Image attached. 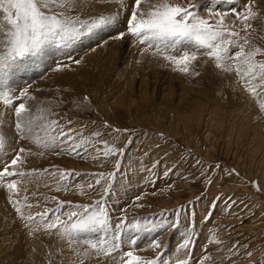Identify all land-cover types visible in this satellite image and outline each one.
<instances>
[{"label":"rangeland","instance_id":"374dc122","mask_svg":"<svg viewBox=\"0 0 264 264\" xmlns=\"http://www.w3.org/2000/svg\"><path fill=\"white\" fill-rule=\"evenodd\" d=\"M171 2L194 3L199 15L213 23L215 13H227L225 23L244 35L231 9L242 12L249 0ZM134 4L135 0H124V6L119 0H79L71 15L87 20L119 12L118 22L82 36L71 48H46L52 52L47 65L15 68L36 69L31 78V71L25 77L14 73L15 82L8 86L17 96L27 89L28 96L14 104L25 103L26 116L35 122L32 137L13 138L14 107L0 102V129L6 133L0 164L10 162L20 148L26 150L19 169L25 175L0 181V264H79L85 246L70 247L58 228L44 227L53 213L43 219L36 214L54 209L60 201L65 206L55 215L67 220L65 213L82 211L69 205L92 204L102 195L113 225L120 217L127 218L126 227L145 221L166 224L136 234L135 246L126 242L109 256L93 253L84 264H119L129 250L143 259L159 253L170 264L178 259L187 264H264V91L250 93L234 67L231 72L218 69L202 51L188 65L189 71H181L183 65L166 60L127 33ZM142 7L147 10L149 5ZM253 7L258 18L249 21L250 45L264 50V0H254ZM238 50L233 47L231 52ZM184 51L195 49L181 46L170 54ZM32 60L24 61L32 65ZM53 120L58 126L52 134L62 127L71 129L73 143L88 141L78 153L34 142L44 137V126ZM105 141L122 148L123 154L104 158ZM97 150L100 158L94 159ZM58 170L82 175H73L66 188L60 183L57 190ZM96 172L105 178L88 189L95 178L85 174ZM12 179L19 182L16 192L5 186ZM104 187H110L108 195ZM153 239L160 248L150 246ZM185 239L191 243L180 249Z\"/></svg>","mask_w":264,"mask_h":264},{"label":"snow or ice","instance_id":"6c2138e0","mask_svg":"<svg viewBox=\"0 0 264 264\" xmlns=\"http://www.w3.org/2000/svg\"><path fill=\"white\" fill-rule=\"evenodd\" d=\"M124 6V0H119ZM148 3L149 7L144 10L142 5ZM254 0H249L245 9L240 12L236 8L231 11L236 18L241 21L242 31H237L235 25L229 26L225 23L227 13H215L218 17L214 23L210 18H204L199 15L195 9L198 5L188 3L182 6L173 3L171 0H158L152 3L151 0H135L131 7V14L127 18V33L135 37L140 43L147 44L149 48H155L156 54H161L166 60L177 65H183L181 71H189L188 65L197 59V52L202 51L215 67L225 72H231L233 67L241 82L250 93L259 95L257 89L264 91V59H257V55L264 56V50L250 45L249 30L252 28L250 20L257 19L258 14L253 7ZM79 0H0V102L6 107H14L16 116L15 135L22 139H29L33 136L34 119L26 116L28 108L25 103L14 104L21 98L27 97V89L21 90L19 96L15 95L12 88L8 87L12 71L24 60L40 56L48 47L54 46L59 49H68L73 43L82 36L92 33L96 29L110 26L118 22L119 12L110 14H100L83 20L78 16H73L70 11L77 7ZM124 33H120L123 37ZM181 46L192 47L195 51H184L182 55H171V50L178 49ZM246 46H248L246 48ZM233 47L238 51L231 52ZM70 58V57H69ZM258 82V83H256ZM87 99V97H85ZM264 108V105H261ZM2 115V114H0ZM0 119V125L3 124ZM58 122L53 120L50 125H45V135L43 138H35L34 142L42 148L56 149L61 151H70L78 153V150L88 141L81 140L79 143H73L71 129L67 132L58 128V134H52L57 131ZM99 136V133H93ZM6 143V133L0 129V150ZM105 148L103 157L108 158L117 153L123 154V149H117L115 146H108L103 142ZM26 150L20 148L8 163L0 164V181L13 176L23 177L24 172L19 169L24 165V156ZM31 155L32 153H27ZM43 155V153H39ZM99 159L100 154L93 157ZM117 169L119 161L116 162ZM10 169H16L12 171ZM36 171V170H33ZM45 173L51 171L44 169ZM60 172V183L67 185V181L73 176H81V173H72L67 170H58ZM38 174V173H37ZM167 174V173H165ZM31 175V173H29ZM94 179V183L87 184L88 189H94L96 185H101L105 178L103 172L85 174ZM109 176L115 175L109 173ZM18 181L15 179L6 182V188L11 192L18 191ZM81 188V185H76ZM104 195L110 193V187L103 188ZM86 194V193H82ZM56 200V197H52ZM139 199V197H137ZM65 206L64 202H57L54 209H46L36 215L43 219L49 213H53V219L44 224L46 229H59L62 237L69 240V246L72 244H82L85 247L80 253L79 264H84V260L93 253L96 256H109L120 250L124 243L130 242L135 246L138 240V233L144 231H153L157 228H163L166 222L155 224L145 221L125 226L126 217H120L114 225L111 222V214L108 209L107 201L102 195L100 199L92 204L69 205L81 209L82 211H72L65 213L67 220L61 219V209ZM139 206V205H137ZM31 207V205H29ZM17 212L21 209L17 208ZM32 220V216L27 217ZM169 226H175L169 225ZM131 233H135L130 235ZM93 234H97L93 236ZM191 243L190 239H185L179 245L180 249H186ZM152 247L160 248V242L153 239ZM251 255V253H249ZM119 264H170L169 260H164L158 253L154 259H143L129 250L123 253ZM175 264H187L186 260L178 259Z\"/></svg>","mask_w":264,"mask_h":264},{"label":"bare ground","instance_id":"6f19581e","mask_svg":"<svg viewBox=\"0 0 264 264\" xmlns=\"http://www.w3.org/2000/svg\"><path fill=\"white\" fill-rule=\"evenodd\" d=\"M107 27V26H106ZM105 27V30H107V28ZM105 30H102V31H105ZM103 36V35H102ZM90 43V42H89ZM75 45V44H74ZM78 46V45H77ZM76 46V47H77ZM73 48H75V47H73ZM60 51L59 50H57V52H53V53H59ZM49 53H52L51 52V49H47V50H44V52L40 55V56H38V57H36V58H32L33 60H32V62H34L32 65H31V63H29V62H25V61H23V62H21L18 66H21L23 69H25L23 66H35L36 64L38 65V66H44L45 64H46V58L48 57V54ZM51 57V56H50ZM50 57H49V59H50ZM27 61V60H26ZM52 61V60H51ZM31 62V61H30ZM48 62H50V61H48ZM47 65V64H46ZM17 66V67H18ZM20 68V67H19ZM31 71V74H30V76L29 77H27V78H31L32 77V75H33V73L35 74V72L34 71H36V69H32V70H30ZM30 71H28V72H30ZM16 72H19L20 74H21V72H22V75H23V77H25V76H27L26 74L28 73L26 70L25 71H23V70H16V69H14L13 71H12V73H11V76H10V79H9V84H8V86L10 85V84H12V83H14L15 81H14V73H16ZM19 73H17V74H19ZM26 73V74H25ZM19 74V75H20ZM18 75V76H19ZM29 75V74H28ZM33 76H35V75H33ZM18 79V78H17ZM19 79H22V78H19ZM24 80V79H23ZM27 80V79H26ZM19 81V80H18ZM14 85V84H13ZM11 88H12V86H11Z\"/></svg>","mask_w":264,"mask_h":264}]
</instances>
